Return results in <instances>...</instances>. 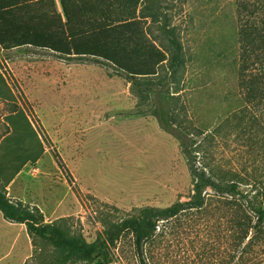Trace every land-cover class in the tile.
<instances>
[{"label":"rangeland","instance_id":"1","mask_svg":"<svg viewBox=\"0 0 264 264\" xmlns=\"http://www.w3.org/2000/svg\"><path fill=\"white\" fill-rule=\"evenodd\" d=\"M153 1L158 11L148 2L142 6L151 39L170 55L160 31L166 16L183 48L175 78L166 64L154 84L167 83L164 92L177 96L184 123L204 132L198 142L220 132L204 142L207 153L200 154L197 167L207 161L216 174H237L247 184L242 190L264 201V88H257L254 104L242 90V40L250 31L240 19L238 0ZM259 14L262 21L264 7ZM0 75V145L28 120L44 149L8 186L7 196L39 210L46 224L64 220L70 234L92 243L109 223L193 195L181 143L153 115L157 103L108 64L0 47ZM56 255L26 225L0 212V264H49ZM244 260L264 262L254 253ZM237 263L230 223L210 211L162 222L144 257L136 253L132 235H125L113 247L110 264Z\"/></svg>","mask_w":264,"mask_h":264},{"label":"trees","instance_id":"2","mask_svg":"<svg viewBox=\"0 0 264 264\" xmlns=\"http://www.w3.org/2000/svg\"><path fill=\"white\" fill-rule=\"evenodd\" d=\"M144 2L157 11L160 9L153 0H0V47L6 51L30 47L66 59L104 62L123 74L138 90L148 92L157 103L153 115L161 128L181 143L193 178L191 198L165 208L147 207L137 215L109 223L92 243L83 236L70 234L64 220L46 224L39 210L7 196L8 186L25 165L36 163L44 153L26 120L17 125V136L8 134L0 145V212L6 220L26 225L33 238L54 249L57 255L49 264L97 259L102 264H110L113 247L127 234L133 237L136 253L144 257L146 245L157 237L162 222L175 220L186 212L209 214L210 211L230 223L237 264H248L245 256L252 253L256 259L264 258V201L243 191L242 186L247 184L237 178V174H216L207 161L201 168L197 167L200 154L206 156L207 153L204 142L216 140L220 132L207 134L198 142L204 132L195 131L184 123L178 111L177 96L164 92L167 83L153 82L161 80L159 69L166 64L171 77L175 78L182 64L183 48L174 30L168 28L166 16L160 31L169 43L170 55L151 39L148 16L142 11ZM238 2L240 19L245 18L250 31L242 40L241 85L245 98L254 104L259 99L257 88H264V17L261 21L259 16L264 0ZM249 81L253 84L248 86ZM262 100L264 106V93ZM24 156L31 159L24 161Z\"/></svg>","mask_w":264,"mask_h":264},{"label":"built area","instance_id":"3","mask_svg":"<svg viewBox=\"0 0 264 264\" xmlns=\"http://www.w3.org/2000/svg\"><path fill=\"white\" fill-rule=\"evenodd\" d=\"M36 173H37V170L34 169L33 172H32V174L35 175Z\"/></svg>","mask_w":264,"mask_h":264}]
</instances>
